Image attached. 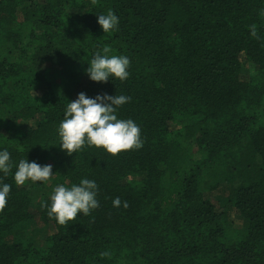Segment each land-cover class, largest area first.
Wrapping results in <instances>:
<instances>
[{"label": "trees", "instance_id": "obj_1", "mask_svg": "<svg viewBox=\"0 0 264 264\" xmlns=\"http://www.w3.org/2000/svg\"><path fill=\"white\" fill-rule=\"evenodd\" d=\"M109 9L119 24L104 34L97 15ZM261 10L264 0H0V148L12 165L0 173L11 185L0 264H264ZM106 45L129 57L127 79L86 75ZM80 92L129 96L117 116L139 125L141 147L62 151L57 128ZM25 158L56 175L16 184ZM81 178L96 181L99 206L60 224L43 205ZM232 211L245 223L235 238Z\"/></svg>", "mask_w": 264, "mask_h": 264}, {"label": "clouds", "instance_id": "obj_2", "mask_svg": "<svg viewBox=\"0 0 264 264\" xmlns=\"http://www.w3.org/2000/svg\"><path fill=\"white\" fill-rule=\"evenodd\" d=\"M261 15H264V10H261ZM97 23L105 34L118 27L119 18L109 9L106 13L97 15ZM251 34H256L254 26ZM110 53L111 49L106 45L88 58L84 71L91 81L127 79L129 57ZM130 99L123 94L98 93L94 97H89L84 92L78 93L75 100L67 102L63 118L57 128L60 149L72 155L87 144L115 155L124 150L141 147L139 125L131 118L123 119L117 116V108ZM10 157L7 148H0V173L4 175H7L12 167ZM54 175L56 173H53L51 164L41 165L25 158L20 159L16 165L13 179L19 185L24 184L26 180L44 182ZM10 189L11 185L2 182L0 177V208L6 204ZM97 192L98 185L93 179L81 178L79 183L70 185L60 183L53 188L49 202L43 206L47 207L49 216H54L58 223L64 224L77 218L78 214L87 215L92 209L97 208L99 206ZM121 203L120 197L113 199L114 207L120 206ZM123 206L127 207V201L123 202Z\"/></svg>", "mask_w": 264, "mask_h": 264}, {"label": "rangeland", "instance_id": "obj_3", "mask_svg": "<svg viewBox=\"0 0 264 264\" xmlns=\"http://www.w3.org/2000/svg\"><path fill=\"white\" fill-rule=\"evenodd\" d=\"M245 70H248L247 65L245 66ZM81 74H82L81 67L78 66L77 71L75 72V77L79 78L81 76ZM65 76H67L66 73H64V78L62 77L63 81L61 78L59 79V83L61 85L64 84ZM36 77L38 80L40 79V75L36 76ZM64 90H65V88H64ZM219 198H220V196L218 197L217 193L210 194V200L216 206V208L220 207ZM37 199H38V195L35 197L34 205H36L38 203V202L36 203ZM225 224L227 226V231L229 233V237H233V238L236 237L237 231L241 230L245 226L244 221L242 219H240V217H238L236 215V213H234L233 211L229 214L228 218L225 220ZM36 234H38V235H37L36 240H35V247L38 249L43 248L44 247V240H43L44 239L43 238L44 232L42 230H37Z\"/></svg>", "mask_w": 264, "mask_h": 264}]
</instances>
